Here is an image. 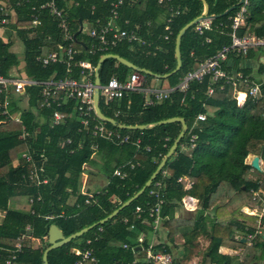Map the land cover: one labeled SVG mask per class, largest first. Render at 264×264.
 Masks as SVG:
<instances>
[{
  "label": "trees",
  "instance_id": "obj_1",
  "mask_svg": "<svg viewBox=\"0 0 264 264\" xmlns=\"http://www.w3.org/2000/svg\"><path fill=\"white\" fill-rule=\"evenodd\" d=\"M47 1L49 0H0V6L8 5L13 8L14 13L13 23L4 27L0 25V75L5 76L15 68L18 74L34 81H43L51 76L55 79L63 77V65L51 64L42 67L35 61L36 57H43L50 50L51 46L46 37L55 41L60 39L56 23L46 11H40V25L31 28V7ZM74 1L76 5L66 7L69 0H53L55 6L63 10L66 16L69 32L74 39L73 47L78 51L76 61L85 60L95 67L100 56L116 55L158 76L170 73L175 67L173 47L179 29L202 12L199 0H170L168 4H157V0H121L117 10L118 24L122 27L123 21H127L129 28L134 24L138 25L139 34L151 42V45L156 47L155 50L152 49L151 53L136 44H119L104 52L96 51L88 55V46L92 41L80 30V26L104 25L109 18L110 0ZM204 1L208 16H219L238 2ZM169 7L178 8L180 13L171 20L170 36L165 42L162 40L165 34L163 26ZM237 10L236 7L223 17L212 19L210 31L201 37L196 36L192 26L184 32L179 43L180 68L164 79L168 88L179 84L199 62L230 44L229 18ZM245 12V24L236 34L241 37L248 33L255 36L264 34V0H247ZM95 21H98V25L94 24ZM146 22L150 23V27L145 26ZM204 38H208L209 43H203ZM16 40L22 46V64L14 53L9 52ZM256 55L257 53L250 51L242 58L228 53L226 61L221 64L222 70L228 74L242 73L255 80L264 73V63L257 65L254 60ZM132 72L115 60L106 59L97 70L99 84H103L110 76L123 81ZM77 76L78 70H73L72 77ZM141 76L143 86L149 85L152 77L142 74ZM218 84L221 83L213 85L210 96L206 95L209 87V78L206 77L200 83L190 82L184 94L174 91L167 99L151 106H144V96L139 93L127 94L107 106L99 100L98 106L104 117L113 119L119 125H150L176 117L182 118L185 125L189 122L174 150L175 155L167 159L150 184L160 182L163 186L159 217L169 219H163V224L168 230L167 237H172L175 233L171 230H174L178 221L172 216L178 202L186 195L197 200V210L194 211L190 223L193 231L185 236L184 245L186 244L187 249L192 246L195 238L194 230L204 231L208 226L211 235L204 253L207 261L225 264V258L218 254V248L228 244L233 248L242 247V264H250L257 248L264 253V243H253L251 247L246 248L230 239V236L234 230L242 231L245 226L255 225L254 217L243 215L238 210L243 206L255 204L250 190L260 188L264 192V184L257 185L249 180V175L254 170L244 163L247 155L264 156V115L261 106L249 99L237 107L231 97L230 88L224 86L222 90H218ZM37 94L38 88H28L26 97L18 102V105L23 107L20 123H1L0 117V213L3 215L0 220V264H3L9 252L14 250L18 238L22 240V248L15 254L14 263L41 264V255L47 247L49 226L54 225L63 237H67L107 217L143 186L180 132L178 123L159 125L143 131L118 130L121 135L128 134L132 141L138 139V149L131 144L116 147L109 142L96 141L97 149L93 154L90 150L92 140L77 133L78 125L73 119H67L64 126L47 127L45 121L48 111L38 115L34 111ZM182 97L183 102L180 103ZM71 104L70 102L60 109L64 117ZM18 105L15 106V102H12L13 109L19 107ZM205 108L213 110L211 116H205L204 121L196 122L195 117L198 114L205 115ZM115 112L118 113L116 117ZM104 126L116 130L107 123H104ZM35 129H38V133L34 135ZM19 130L26 133L23 139L17 137ZM191 136H194V140L190 142ZM66 138L73 142L72 154H67L63 150L65 147H60V142ZM77 143L81 145L79 148L75 147ZM190 144L193 145L191 150ZM178 146L182 147L181 150ZM146 147L148 151H145ZM23 152H28L35 165L43 168L41 176L47 180L45 185L33 187L24 179L26 166L19 159L20 153ZM40 154L44 158L40 159ZM14 161H18L16 166L12 165ZM127 161L134 164L132 169L124 165ZM85 166L97 170V174L92 171L88 175L93 178L100 175L104 178V183L98 181L100 185L92 193L88 204H85L86 196L79 191L80 175ZM115 169L124 173L122 179L112 175ZM183 178L189 183L187 189H184L186 181H183ZM150 188L151 186L145 189L138 198L110 220L49 251L47 264H74L78 257L71 253L73 249L91 250L95 263L86 261L84 264H150L145 261L148 241L142 238L134 243L136 235L129 230L130 226H133L137 232L145 234L149 229H146L143 222L150 223L152 219L147 218L145 208L156 203L154 198L148 196ZM18 196L33 199L25 212L12 210L7 206L9 200ZM136 207L142 210L139 215L134 212ZM218 208H224L233 220L241 219V223L234 221L222 225L215 222L210 213ZM248 227L247 230L250 229ZM250 231L251 229L248 232ZM26 232H29L28 236ZM33 240L38 242L37 247H31ZM123 244L126 248L121 247ZM157 248L152 249L153 253L158 251ZM160 251L168 254L165 247Z\"/></svg>",
  "mask_w": 264,
  "mask_h": 264
},
{
  "label": "built area",
  "instance_id": "obj_2",
  "mask_svg": "<svg viewBox=\"0 0 264 264\" xmlns=\"http://www.w3.org/2000/svg\"><path fill=\"white\" fill-rule=\"evenodd\" d=\"M66 2V1H65ZM168 4L170 0H157V4ZM69 5H76L74 0H69L66 7ZM121 5V0H110L109 2V18L107 22L98 27H88L86 31H83L84 26H80V30L86 34V36L92 41L88 46V55H92L94 52H104L110 48H114L119 44H136L138 46H143L152 53V49L155 50V46L151 45V42L144 39L139 34L138 25L134 24L129 28V23L123 21L122 27L117 22L118 17V7ZM247 5V0H243L242 3L237 6L238 10L229 18V39L230 44L227 47L221 48L215 55L207 57L203 61L199 62L196 67L186 74L179 84L173 88L165 89H151L143 86V78L141 74L133 71L129 74L123 81L119 80L115 76H110L103 84H99L97 87L98 91V102L99 100L103 105L120 100L123 96L127 94L139 93L144 96V106H151L154 103H159L168 98L172 92L177 91L179 94H184L188 89V84L190 82L200 83L204 78H209V87L207 88L206 95L210 96L213 92V85L218 84V90H222L224 86L230 88V94L237 107H240L246 99H249L255 104H259L264 115V73H261L255 80L251 79L250 76H245L242 73H230L222 70L221 64L226 61L228 53H234L236 56L242 58L246 57L248 53H257L255 56L256 64L264 63V34L260 36H255L251 33L245 36H238L236 31L242 28L245 24V8ZM13 8L8 5L0 6V25L1 27L7 26L14 22ZM30 15V25L31 28H37L40 25V20L38 18L40 11H46L50 18H52L56 23V28L60 33L59 41L51 40L46 37V41L49 44L50 50L43 57H36L35 61L39 63L42 67L51 64H61L64 66V75L59 79H55L54 76L43 80L34 81L23 74H18L16 71H9L5 76L0 75V117L1 123L14 122L20 123L21 113L23 110L22 105H18L23 98H25L26 90L28 88H38L37 102L34 111L38 115L48 111V117L46 118V125L48 128H55L64 126L67 123V119H73L74 123L78 125L77 133H80L92 140L90 150L94 154L96 152L97 146L96 141L109 142L113 146H121L126 144H131L136 149H138L139 140L136 139L132 141L130 136L125 134L121 135L119 129L114 127L116 130L108 129L104 126V123L99 119L93 110L92 94H93V80L95 74V67H93L88 61L85 60H75V56L78 54L73 47V35L70 34L66 16L63 10L58 9L53 0H49L43 4H39L31 7ZM168 17L164 20L163 31L164 35L162 40L167 42L170 36L169 25L171 20L178 16L180 10L178 8L169 7ZM95 21L94 24H97ZM128 26V27H127ZM146 27H150V23L146 22ZM193 32L196 36L201 37L205 32L211 29V19H203L193 26ZM264 33V32H263ZM203 43H209L208 38H204ZM257 65L254 66L256 71ZM78 70L77 78L72 77L73 70ZM242 96V99H239ZM12 102H15V109H13ZM69 111H66L67 115L64 117L60 109L63 106L69 105ZM183 102V97L180 99V103ZM117 112L114 113V117L117 116ZM205 119L204 114H198L195 117L196 122H202ZM113 120V119H112ZM43 121V119H42ZM119 125V124H118ZM34 135L38 133V129L33 131ZM26 133L23 130H19L17 137L23 139ZM194 140V136L190 137V142ZM80 144H75V147L79 148ZM60 147L64 148L67 154H72L74 151L73 142L70 138L63 139L60 142ZM193 147L190 144L191 149ZM148 151V148H145ZM92 154V155H93ZM39 158H44L42 154ZM19 159L26 166L25 180L29 181L33 187H38L40 185H45L47 180L42 178L43 168L37 167L35 163L31 160V156L28 152L20 153ZM18 161L12 163L16 166ZM129 169L134 167L130 161L125 164ZM137 165V164H136ZM87 167V166H85ZM85 167L80 175V183L82 184V189L86 184ZM112 175L118 179L124 177V173L120 169H115ZM179 181V180H178ZM151 188L148 191V196L154 198L156 203L152 206L147 205L145 212L147 216L152 219L155 224L159 219V206L162 203L161 190L163 186L160 182H154L150 185ZM81 194L86 196L85 204L89 203V199L93 192L80 191ZM252 200L255 201V205L259 202L262 206L260 213H264V192L250 190ZM38 199V196H36ZM33 201L32 198H28L27 202L30 204ZM181 206L184 210H194L195 201L190 197L182 199ZM244 211V210H242ZM142 210L138 207L135 209V213H141ZM250 212V211H249ZM257 219H260L262 215L254 209L252 211ZM247 241L249 245H252L251 240L252 235H248ZM17 243L14 246V250L9 252L3 264H15V254L21 251L22 241L21 238L17 239ZM138 241H141L138 239ZM87 243V242H86ZM125 248V245H122ZM71 253L78 257L74 264H84L86 261L95 263V259L92 256L91 250L86 249L83 251H78L77 249L71 250ZM145 261L150 264H171V258L163 253H152L150 246L145 252Z\"/></svg>",
  "mask_w": 264,
  "mask_h": 264
},
{
  "label": "crops",
  "instance_id": "obj_3",
  "mask_svg": "<svg viewBox=\"0 0 264 264\" xmlns=\"http://www.w3.org/2000/svg\"><path fill=\"white\" fill-rule=\"evenodd\" d=\"M0 36H2L1 31H0ZM11 46H13V45H11ZM12 48L14 49L13 51H11ZM12 48L11 47L9 48V52L14 53L16 55L18 61L22 64V58H23L22 52L19 53V50L15 49V46ZM20 54H21V58L18 57ZM11 71L17 72V70L15 68H12ZM156 80H158V79H156ZM157 86H159V87H157ZM157 86L155 87L157 89L168 88L167 84L164 82L158 84ZM146 87L152 89V87H150L149 85H147ZM181 148L182 147L180 146L179 150H181ZM184 152H186V149L184 150ZM173 154H174V152H173ZM252 157H253V155H247L244 163L246 165H249L250 159ZM256 157L258 158L257 164H258L259 170L258 171H255V170L252 171L251 174L249 175V180L254 181L257 185H260V184H264V157H262V158H260L259 156H256ZM92 171L94 173L97 172V170L95 168L92 170L89 166L85 167V176H86L87 181H86L85 186L82 189H80L79 191L82 192L85 189H87V191L95 192L97 190L98 183H96L94 181L89 182V177L92 175H88V173H92ZM98 177H101V176L98 175ZM182 180L186 181L185 178H183ZM188 187H189V183L186 181L184 189H187ZM256 191L259 192V191H261V189L257 188ZM186 197H189V196H186V195L183 196L181 198V200L178 202L177 207L174 210L172 217H173V219L177 220L178 223L175 224V228L173 227L174 230H171V231L175 232L172 234V237H167L168 230L166 229V227L163 224L165 220L167 221L169 219L163 218V219H165V220H163L159 217V219L157 220V222L155 224L153 223L152 220L150 223H146V221L143 222L146 225V229H147V227L149 228V229H147V232L145 234H143L142 232H137V230H135V228L133 226H130L129 230L132 231L136 235L134 243H137L138 239L142 240V238H146V240L149 243L148 246H150L151 251L154 247H156V248L159 247V248H157L158 251H155V253H159V252L162 253L160 250L165 247L168 251V254L167 253H165V254L171 258V264L172 263L173 264H214V263H210L209 261H207L204 258V253L206 251L207 245L209 243V237L211 235V231H209L208 226H206L207 228L204 231L194 230V237L195 238L192 242V246L189 249H187L186 244L184 245V241L186 240L185 236L187 237V234L189 232L193 231V227L190 225V223H191V220H193L194 211L197 210V200L194 198H191V197L190 198L192 200H194L196 203L195 209L194 210H184L183 209V207L181 206V204H182L181 201H182V199H184ZM160 207H161V205L159 206V208ZM136 208H138V207H136ZM261 208H262V206L258 202L256 205L254 204L252 206H243L241 209H239L238 210L239 213H242L243 215H246L249 217H254L255 218V225L251 226V227L245 226L242 231H237V230L232 231L230 239L237 241L238 243L242 244L243 247H246V248L252 246V245H249V242L247 241L246 237H248V235L253 236V238L251 240L252 244L253 243H264V223H262L264 221V213L259 212ZM135 209H134V212H135ZM254 209H256L262 215V217L260 219H257V216H254L252 214L253 213L252 211ZM242 210H244V211H242ZM139 214L140 213H138V215ZM210 215L212 217L214 216L215 222L220 223L222 225H225L228 223H234V221H237V223H241V221H242L241 219H238V218L236 220H233L231 218V216L229 215V213L224 208H218L214 212H211ZM147 218L151 219L148 216H147ZM173 225H174V223H173ZM247 227L251 229L250 232H248L250 229L247 230ZM241 240H243L242 243L240 242ZM32 244L35 246V244L38 245V242L36 240H33ZM123 245H125V244H123ZM148 246H147V248H148ZM125 248H126V245H125ZM146 249H145V252H146ZM242 252H243L242 247H234L233 248V247H230L228 244H226V246H224V247L218 248V254L222 255L225 258V262H226L225 264H242ZM152 253H153V251H152ZM250 264H264V253H261L260 249H258V248L256 249L255 256L252 259V262H250Z\"/></svg>",
  "mask_w": 264,
  "mask_h": 264
},
{
  "label": "water",
  "instance_id": "obj_4",
  "mask_svg": "<svg viewBox=\"0 0 264 264\" xmlns=\"http://www.w3.org/2000/svg\"><path fill=\"white\" fill-rule=\"evenodd\" d=\"M199 1L202 5V12L200 13V15L195 17L194 19H192L191 21L186 23L181 29H179V31L177 32V34L174 38L173 54H174V60H175V67L170 73L162 75V76L154 75L145 69H141V68H138V67L132 65L131 63L123 60L122 58H120L116 55L106 54V55H102L99 57L97 64L95 66V74H94V79H93L94 89H93V94H92L93 110H94L95 115L99 119H101L103 122H105L111 126L116 127L119 130H127V131H135V130L143 131V130H148V129H151L153 127L159 126V125L178 123L180 125V132L178 133L176 139L173 141L172 145L168 149L165 156L162 158L160 163L155 168L154 172L149 176V178L143 184V186L132 197H130L127 201L122 203L116 210L112 211L107 217H105L104 219L100 220L99 222L92 224L86 228H83V229H81V230H79V231H77V232H75V233H73L67 237H63L61 232L54 225L49 226L48 231H47V236H46L47 247L44 249V251L41 255V264H47L46 257H47V253L49 251L54 250L56 248H59L65 244H67L71 240H74L75 238L86 233L88 230L92 229L93 227L105 223L107 220H110L112 217H114L120 210L127 207L132 201H134L136 198H138L143 193V191L150 186L151 182L154 180L155 176L158 174L161 167L164 165V163L167 161V159L173 154L174 150L177 147L179 140L182 138V136L186 130V125L184 123V120L182 118L176 117V118H170V119H166L163 121H159V122H156V123H153L150 125L125 126V125L116 124L114 120L107 118V117H104L100 113L99 106H98L97 87L99 85V80H98L97 70H98L100 64L102 63V61H104L106 59H113L117 63L125 66L126 68H128L132 71H136L137 73L142 74V75L151 76V77L158 79V80H164V79L168 78L170 75L176 73L179 70L180 64H181L180 54H179V43H180V38L184 34V32L188 28H190L191 26H193L194 24H196L197 22H199L203 19H211L212 20V19H216V18H220V17L225 16L227 13L231 12L237 6H239L243 0H238V2L235 5L229 7L227 10H225L219 16H208L207 15V5H206L205 1L204 0H199ZM257 161H258V158L256 156H253L249 162V166L255 171L259 170ZM26 235L28 236L29 232H26ZM240 242L242 243L243 240H241Z\"/></svg>",
  "mask_w": 264,
  "mask_h": 264
},
{
  "label": "rangeland",
  "instance_id": "obj_5",
  "mask_svg": "<svg viewBox=\"0 0 264 264\" xmlns=\"http://www.w3.org/2000/svg\"><path fill=\"white\" fill-rule=\"evenodd\" d=\"M87 28H88V25L85 24V26L83 27V31H86ZM12 45H13V46H11V48L15 46V49H18V50H19V53L22 52V46L20 45L19 41L16 40ZM13 50H14V49L12 48L11 51H13ZM18 57L21 58V54H20ZM243 65H244V64H243ZM162 82L166 83L165 80L160 81V80H156V79H154V78H151V80H150V82H149V86L152 87V89H157V88H155V87H156L158 84L162 83ZM166 84H167V83H166ZM157 87H159V86H157ZM212 112H213L212 109H210V108H205V116H211ZM186 125L188 126V125H189V122L186 123ZM0 137H1V136H0ZM178 148L180 149V146H178ZM190 150H191V149H190ZM175 152H176V151H174V155H175ZM187 152H188V151H187ZM170 157H171V156H170ZM170 157H169V158H170ZM259 157L262 158V157H264V156H263L262 154H260ZM96 162H98V164H99L98 158H96ZM91 168H92V170L94 169L93 167H91ZM86 171H87V170H86ZM88 171H89V170H88ZM252 175H253V174H252ZM90 181H91V182L94 181V182L98 183V185H100V182H103V183H104V178H103V177H98V176H96L95 178H93L92 176H90V177H89V182H90ZM98 181H100V182H98ZM101 184H102V183H101ZM79 186H80V188H81L82 184L80 183ZM27 199H28L27 196H26V197H24V196H18V197H16V198H13V199L9 200L7 206H8L9 209L17 210V211H20V212H25V211L28 209V206H27V205H28ZM210 214H211V213H210ZM2 216H3L2 213H0V220H1ZM191 216H192V215H191ZM185 217H186V216H185ZM173 226H174V225H173ZM31 247H32V248H33V247H37V245L35 244V246H34L33 244H31Z\"/></svg>",
  "mask_w": 264,
  "mask_h": 264
},
{
  "label": "bare ground",
  "instance_id": "obj_6",
  "mask_svg": "<svg viewBox=\"0 0 264 264\" xmlns=\"http://www.w3.org/2000/svg\"><path fill=\"white\" fill-rule=\"evenodd\" d=\"M239 99L241 100L242 99V96H239Z\"/></svg>",
  "mask_w": 264,
  "mask_h": 264
}]
</instances>
